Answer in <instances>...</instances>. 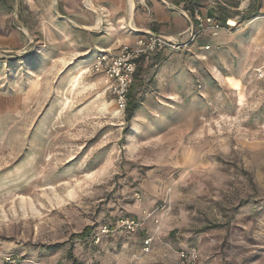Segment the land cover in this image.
<instances>
[{
  "label": "rangeland",
  "instance_id": "rangeland-1",
  "mask_svg": "<svg viewBox=\"0 0 264 264\" xmlns=\"http://www.w3.org/2000/svg\"><path fill=\"white\" fill-rule=\"evenodd\" d=\"M140 3L0 0V264H176L189 246L201 264H264L260 61L226 41L167 50L139 69L127 121L90 67L134 43ZM124 216L142 229L113 231Z\"/></svg>",
  "mask_w": 264,
  "mask_h": 264
},
{
  "label": "built area",
  "instance_id": "built-area-1",
  "mask_svg": "<svg viewBox=\"0 0 264 264\" xmlns=\"http://www.w3.org/2000/svg\"><path fill=\"white\" fill-rule=\"evenodd\" d=\"M170 9L177 11L181 16L186 17L190 26L187 30L188 38L183 41L173 38H165L153 31H148L146 37H140L135 40L133 45H123L118 52H112L108 49L99 50L95 55V62L91 65V71L95 74L107 77L109 81V90L116 101L117 107L123 111L128 104V93L134 84V76L137 70V59L144 56H151L164 50H181L183 47L189 46L197 40L201 35L215 38L221 30H231L236 27L233 23L240 19L251 7L259 2V0H236V15L234 19H228L221 24L220 19L215 16V12L223 3L222 0H204L208 5V11L204 14L195 10L192 16L183 6H177L171 2L160 0ZM213 11V12H212ZM212 12L213 15L208 14ZM259 18L264 19V12ZM202 50H209V46L200 47ZM261 64L255 68L254 76L256 79L264 81V58ZM143 223L141 219L124 216L116 221L114 225L115 232L134 234L142 229ZM112 231L111 225H103L100 233L93 236L95 243L100 241V235H107ZM152 238L147 237L143 241V253L147 254L152 248ZM176 264H201V254L197 247L189 246L178 250L175 254Z\"/></svg>",
  "mask_w": 264,
  "mask_h": 264
},
{
  "label": "crops",
  "instance_id": "crops-1",
  "mask_svg": "<svg viewBox=\"0 0 264 264\" xmlns=\"http://www.w3.org/2000/svg\"><path fill=\"white\" fill-rule=\"evenodd\" d=\"M140 2V8L137 9L136 15L133 17V29H131L136 35L135 40L140 37H146V33L152 29L165 38L180 40L182 44L183 41H186L188 38L186 32L190 26V22L186 17L170 9L160 0H140ZM222 3L216 11L221 10L223 12L220 15L223 16L224 22L228 19H234L237 6L236 0H222ZM216 11H214L215 15L217 13ZM263 12L264 0H259L249 11L241 15L242 17L240 19L236 20V24L239 23L237 25L238 28L231 31L230 34L225 31H219V34L215 38L201 35L187 47H196L199 49L200 47L208 45L209 51L216 53L218 46L223 45L226 41L224 45H226L227 53L230 55H240L242 57L241 63L250 64L258 60L261 62L264 58V19L262 20L259 16ZM100 23L101 21L97 24L100 25ZM202 38H206L207 43L201 44L202 41L200 39ZM202 51L205 52V50ZM260 62L256 68L261 64Z\"/></svg>",
  "mask_w": 264,
  "mask_h": 264
},
{
  "label": "trees",
  "instance_id": "trees-1",
  "mask_svg": "<svg viewBox=\"0 0 264 264\" xmlns=\"http://www.w3.org/2000/svg\"><path fill=\"white\" fill-rule=\"evenodd\" d=\"M188 2H189V4L187 6L183 5V7L188 11L189 16L191 17L192 14L194 13V11L198 10L199 5L197 6L198 0H188ZM208 14L213 15L212 12H208ZM151 31L155 32V30H152V29H151ZM167 50L160 51L157 54L151 56V58H146V57L142 56V57L137 59V61H136L137 62V70H136V74L134 76V84H133V86L136 84L135 82L137 81L136 78H137V74L139 72V69L142 68V67L144 69V68H147L148 66H152L153 61L157 57L165 54L167 52ZM133 86L131 87V89L134 88ZM131 89H130V91L128 93V97H127V99H128L127 107L123 110L125 112V115L127 116V121H130L132 118H134L135 114L137 113L138 109L140 108L139 102L136 101L134 96H132ZM87 233L89 235H87L86 239H88L90 237V235H91V233L89 231H87ZM72 264H76V262L72 260Z\"/></svg>",
  "mask_w": 264,
  "mask_h": 264
},
{
  "label": "bare ground",
  "instance_id": "bare-ground-1",
  "mask_svg": "<svg viewBox=\"0 0 264 264\" xmlns=\"http://www.w3.org/2000/svg\"><path fill=\"white\" fill-rule=\"evenodd\" d=\"M233 25H236V23H233ZM221 31H223V30H221Z\"/></svg>",
  "mask_w": 264,
  "mask_h": 264
}]
</instances>
